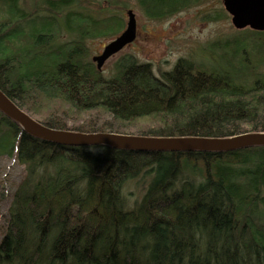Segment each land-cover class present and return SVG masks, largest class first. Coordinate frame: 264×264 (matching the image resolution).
Instances as JSON below:
<instances>
[{
    "label": "trees",
    "instance_id": "obj_1",
    "mask_svg": "<svg viewBox=\"0 0 264 264\" xmlns=\"http://www.w3.org/2000/svg\"><path fill=\"white\" fill-rule=\"evenodd\" d=\"M36 1L28 11L21 0H0V90L40 124L159 138L264 133V76L256 68L264 47L250 51L249 36L225 56L231 74L183 59L157 77L150 64L125 55L106 78L87 42L116 39L124 18L86 13L94 0ZM138 3L160 20L192 2ZM143 121L152 129L129 130ZM0 160L25 173L3 194L0 264H264V147L139 153L60 146L0 112ZM144 176L145 193L131 209L124 188Z\"/></svg>",
    "mask_w": 264,
    "mask_h": 264
},
{
    "label": "rangeland",
    "instance_id": "obj_2",
    "mask_svg": "<svg viewBox=\"0 0 264 264\" xmlns=\"http://www.w3.org/2000/svg\"><path fill=\"white\" fill-rule=\"evenodd\" d=\"M189 1L192 3L186 9L160 20L148 18L139 6L138 0H94L84 6L86 13H91L95 18L116 13L124 18L127 24L128 11H131L136 18V40L103 65L100 70L102 75L109 78L114 74L115 64L125 55H133L139 62L150 64L157 77L171 71L177 62L183 59L191 61L194 65L202 64V67L218 66L231 74L234 70L226 65L225 56L232 52L233 43L239 40L238 38L250 36L251 30H239L233 26L229 13L222 3L224 0H200L198 3L195 0ZM21 4L28 11L30 9L33 11L36 9L37 1L21 0ZM67 38L68 35L64 33L61 42L67 41ZM112 40L106 38L89 40L87 46L90 50V60L100 56ZM259 71L264 74V66ZM51 112L52 109L46 110L43 115L47 116ZM131 126L129 129L131 132H139L143 129H152L153 123L135 122ZM24 174L19 163L0 160V185H2L0 186V223H3L8 208L7 198L3 194L12 191V186L18 184ZM147 182L148 178L144 176L138 181L129 182L124 188L129 208L133 209L141 201Z\"/></svg>",
    "mask_w": 264,
    "mask_h": 264
},
{
    "label": "water",
    "instance_id": "obj_3",
    "mask_svg": "<svg viewBox=\"0 0 264 264\" xmlns=\"http://www.w3.org/2000/svg\"><path fill=\"white\" fill-rule=\"evenodd\" d=\"M227 13L232 16V24L237 29L247 27L264 31V0H224ZM137 37L135 15L128 12V21L124 32L110 42L103 53L95 58L97 68L114 55L132 44ZM0 112L13 120L28 135L60 146L87 148L105 146L122 151L148 152H232L240 149L264 146V133H249L229 138H159L118 135L113 133L84 134L62 131L46 127L24 113L0 90Z\"/></svg>",
    "mask_w": 264,
    "mask_h": 264
},
{
    "label": "bare ground",
    "instance_id": "obj_4",
    "mask_svg": "<svg viewBox=\"0 0 264 264\" xmlns=\"http://www.w3.org/2000/svg\"><path fill=\"white\" fill-rule=\"evenodd\" d=\"M247 28H249L250 30H251V33H250V36H249V38L250 39H252L254 42H252L251 44L249 43L248 44V47L250 48L249 50L250 51H253V49L254 48H256V50L258 49V48H260V47H264V36H261V35H258V34H256V33H264V31H257V30H253L252 28H250V27H247ZM247 28H245V29H247ZM239 30H241V29H239ZM96 58V57H95ZM95 58H94V60H95ZM97 64V63H96ZM256 68H257V73L259 74V75H262V76H264V74H262L259 70H260V68L262 67V66H264V65H262V64H257L256 63ZM10 100V99H9ZM18 107V106H17ZM20 110H22V109H20ZM23 111V110H22ZM24 113H26L25 111H23ZM27 115H29L28 113H26ZM30 116V115H29ZM33 120H35V121H37L36 119H34L32 116H30ZM11 120V119H10ZM13 121V120H12ZM38 122V121H37ZM39 123V122H38ZM244 134H249V133H244ZM240 135H243V134H240ZM264 147V146H263ZM263 147H259V148H263ZM251 148H255V147H251ZM246 149H249V148H246ZM241 150H244V149H240V150H236V151H241ZM236 151H232V152H236ZM148 153H153V152H148ZM157 153H166V152H157ZM171 153H173V152H171ZM198 168H201L200 166H198Z\"/></svg>",
    "mask_w": 264,
    "mask_h": 264
},
{
    "label": "flooded vegetation",
    "instance_id": "obj_5",
    "mask_svg": "<svg viewBox=\"0 0 264 264\" xmlns=\"http://www.w3.org/2000/svg\"><path fill=\"white\" fill-rule=\"evenodd\" d=\"M222 3H223V1H222ZM229 17L231 18V20H232V16L229 14ZM247 29H249V28H247Z\"/></svg>",
    "mask_w": 264,
    "mask_h": 264
}]
</instances>
